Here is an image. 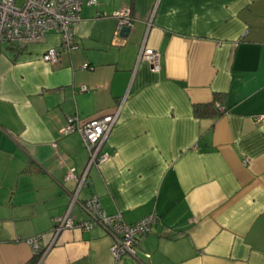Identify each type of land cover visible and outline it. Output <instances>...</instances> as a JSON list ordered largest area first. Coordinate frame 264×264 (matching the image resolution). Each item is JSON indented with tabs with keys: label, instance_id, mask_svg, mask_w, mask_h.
Wrapping results in <instances>:
<instances>
[{
	"label": "crops",
	"instance_id": "crops-1",
	"mask_svg": "<svg viewBox=\"0 0 264 264\" xmlns=\"http://www.w3.org/2000/svg\"><path fill=\"white\" fill-rule=\"evenodd\" d=\"M73 40L0 43V264H264V0H97ZM142 45L160 53L158 71L138 60ZM51 47L55 64L42 59ZM216 97L220 115H194ZM121 102L108 159L77 190L89 152L60 130ZM76 190L127 224L155 214L134 256L115 260L102 227L76 226L89 219L77 202L54 238ZM35 236L50 245L42 258Z\"/></svg>",
	"mask_w": 264,
	"mask_h": 264
},
{
	"label": "built area",
	"instance_id": "built-area-1",
	"mask_svg": "<svg viewBox=\"0 0 264 264\" xmlns=\"http://www.w3.org/2000/svg\"><path fill=\"white\" fill-rule=\"evenodd\" d=\"M96 2L97 0H0V43L10 42L23 47L29 43L43 41L46 33L53 31L60 38V47L72 48L75 46L73 28L80 20L81 6L93 5ZM114 16L117 19L116 34L118 36L123 29L132 27L130 7L122 6L114 12ZM58 56V48L51 47L45 51L42 59L55 64L59 60ZM137 58L139 61L148 62L153 71L160 69L161 55L155 49L142 45ZM121 106L122 102L112 113L93 118L83 124L68 118L66 125L60 130L63 135L77 131L89 152L85 170L78 179L76 178L77 190L83 184L87 170L92 165L97 167L108 159V155L99 154V150L117 122ZM255 119L264 121V114L254 116ZM77 190L72 195L70 207L63 215L54 219L52 229L54 238L62 229L74 226L69 211L73 203L77 202L89 214V219L77 223L76 226L82 230H89L95 225L102 227L111 237L110 252L115 260L125 255L134 256L137 240L144 236L156 222L155 214H148L133 224H127L120 213L107 214L94 196L82 202L77 201ZM27 244L32 254L38 257L43 256L50 247V245L43 246L40 236L27 240Z\"/></svg>",
	"mask_w": 264,
	"mask_h": 264
},
{
	"label": "trees",
	"instance_id": "trees-1",
	"mask_svg": "<svg viewBox=\"0 0 264 264\" xmlns=\"http://www.w3.org/2000/svg\"><path fill=\"white\" fill-rule=\"evenodd\" d=\"M217 100H219L218 97L214 98V100L209 104L195 106L193 110L194 115L199 118L215 117L220 115L222 111L219 110L215 104Z\"/></svg>",
	"mask_w": 264,
	"mask_h": 264
},
{
	"label": "water",
	"instance_id": "water-1",
	"mask_svg": "<svg viewBox=\"0 0 264 264\" xmlns=\"http://www.w3.org/2000/svg\"><path fill=\"white\" fill-rule=\"evenodd\" d=\"M131 28L132 27L123 29V31L120 33V36L125 38L127 36V34L129 33V31L131 30Z\"/></svg>",
	"mask_w": 264,
	"mask_h": 264
}]
</instances>
